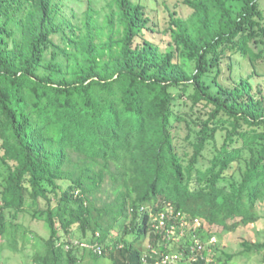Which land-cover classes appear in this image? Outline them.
Listing matches in <instances>:
<instances>
[{
    "label": "trees",
    "instance_id": "16d2710c",
    "mask_svg": "<svg viewBox=\"0 0 264 264\" xmlns=\"http://www.w3.org/2000/svg\"><path fill=\"white\" fill-rule=\"evenodd\" d=\"M93 3L0 0V261L30 242V264H143L199 238L192 264H228L203 237L264 222V0H183L164 49L142 2ZM167 209L200 227L163 246Z\"/></svg>",
    "mask_w": 264,
    "mask_h": 264
},
{
    "label": "rangeland",
    "instance_id": "374dc122",
    "mask_svg": "<svg viewBox=\"0 0 264 264\" xmlns=\"http://www.w3.org/2000/svg\"><path fill=\"white\" fill-rule=\"evenodd\" d=\"M69 5L75 7L76 12L80 15L83 9L86 7L87 0L75 1L66 0ZM142 2L147 10V14L150 17L151 29L143 31L145 38L158 44L162 49L166 48L170 42L169 36V24H170V12L175 11L177 15L182 18H187L192 9L183 3V0H135ZM94 7L104 12L107 10L106 0H94ZM69 12V10H68ZM138 41L141 39L138 37ZM247 71V70H245ZM246 74V72H245ZM244 74V75H245ZM260 85V88H264V76L255 77L254 86ZM181 134H184V130H181ZM221 142V137L218 136L217 143ZM30 227L41 235H48L47 227L43 221L33 220L30 223ZM258 229L261 231L259 237ZM204 242L208 244H219V248L224 250L226 253L234 254L233 258L228 264H264L263 253L254 254L251 253L249 256L238 255L241 250V241L243 238L257 240L264 238V222L259 221L254 225H248L246 229L242 226L238 227L233 232H222L218 235H206L203 237ZM30 242L26 243L23 250L12 251L8 248L2 252V260L0 264H30V258L27 254L32 253L30 248ZM22 245V244H19ZM9 246V245H8ZM11 248V247H9ZM212 250V248H211ZM213 251V250H212ZM211 251V253H212ZM210 259V256H209ZM215 261V260H214ZM85 263L89 264H111L108 257H91L85 258Z\"/></svg>",
    "mask_w": 264,
    "mask_h": 264
},
{
    "label": "built area",
    "instance_id": "2783aa9c",
    "mask_svg": "<svg viewBox=\"0 0 264 264\" xmlns=\"http://www.w3.org/2000/svg\"><path fill=\"white\" fill-rule=\"evenodd\" d=\"M144 206L141 207V210H144ZM168 215L165 213H161L157 218H155L156 223L154 224V227L159 229L162 228L165 224L166 217H170V219L179 220V224L173 223L175 229L178 231V235L176 237H170V230L167 229V238H163L165 243L163 246H166L168 244H172L173 242H179L180 239L186 234V229L192 228L193 230L200 227L201 222L199 219H191V218H184L180 212H174L173 209H167ZM172 235V233H171ZM193 243L189 245L190 248V255L187 257L185 256V251L180 250L179 248H176L172 252H167L164 254H159L157 249L153 247L150 243L146 245L144 248L143 254H142V263L143 264H192L193 261H196L198 259H204L205 256L202 252V249L205 247L201 244L199 238H192ZM83 246L93 249V252L99 254L101 253V248L98 244H89V243H81ZM159 245V244H158ZM160 246V245H159ZM211 253V249L207 250ZM209 258V257H208ZM149 259L152 261L149 262Z\"/></svg>",
    "mask_w": 264,
    "mask_h": 264
}]
</instances>
